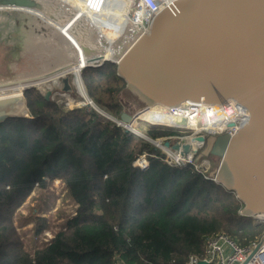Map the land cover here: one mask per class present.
<instances>
[{"label": "trees", "instance_id": "1", "mask_svg": "<svg viewBox=\"0 0 264 264\" xmlns=\"http://www.w3.org/2000/svg\"><path fill=\"white\" fill-rule=\"evenodd\" d=\"M81 75L113 119L125 108L118 100L124 91L145 105L126 91L114 63ZM23 95L29 116L0 122V264H186L204 255L207 235L223 232L246 245L264 229L239 213L242 204L221 184L193 164H168L159 147L116 121L84 107L65 110L36 87ZM147 135L169 140L179 133L150 128ZM141 154L145 167L134 165ZM55 180L72 209L51 238L23 247L15 209ZM29 223L34 236L53 226L36 214Z\"/></svg>", "mask_w": 264, "mask_h": 264}, {"label": "water", "instance_id": "2", "mask_svg": "<svg viewBox=\"0 0 264 264\" xmlns=\"http://www.w3.org/2000/svg\"><path fill=\"white\" fill-rule=\"evenodd\" d=\"M0 2L33 5L31 0ZM106 62L116 65L126 91L145 103L142 108H176L184 102L221 105L231 100L234 115L248 113L233 134L190 136L204 145L200 155L219 157L213 180L239 200L240 214L264 216V0H169L117 61ZM30 87L34 86L0 97V122L29 116L23 94ZM49 94L47 90L45 98ZM118 99L136 101L125 91ZM138 109L137 103L131 113ZM135 114L123 112L118 121L128 124ZM141 138L155 145L150 137ZM186 138L173 144L165 140L163 145L195 154L198 148Z\"/></svg>", "mask_w": 264, "mask_h": 264}, {"label": "rangeland", "instance_id": "3", "mask_svg": "<svg viewBox=\"0 0 264 264\" xmlns=\"http://www.w3.org/2000/svg\"><path fill=\"white\" fill-rule=\"evenodd\" d=\"M69 5V9L72 11L73 6L71 4ZM51 15L57 16L53 12H51ZM130 17H132L131 11ZM0 18H2L0 20V83L17 82L18 79H23L24 75L32 76V78L35 80H44L46 77L52 76L54 72H57L58 67L71 61V59L68 58V53L66 51H64L66 52L64 53V56H60L62 51L60 48L56 47L62 46L63 43L61 44V40L58 41L59 38L56 34L54 36L51 34L54 33L51 27L45 25V23L40 18L30 17L24 14L18 15L16 13L10 12L7 9L0 11ZM59 18L63 19L62 22L65 21V17L63 18L59 16L56 19L58 22L60 20ZM81 29L76 28L75 30L78 31L80 35H83L84 39L87 38V35L90 33L89 28L85 25L83 28L81 27ZM31 32L32 34H30ZM47 38L49 39L47 40ZM96 40L98 41L97 36H94L92 43L97 42ZM56 54H59L58 59L56 58ZM63 78H66V83L63 82ZM81 83L84 91L83 96H81L77 90L72 73H67L64 76L47 79V81H43L39 86H36L43 95L46 94L47 90H50L49 99L54 100L65 110L84 107L88 110H94L105 118L107 116L112 118V116L106 112L103 106L96 104L91 98H89L82 78ZM125 97L126 95H123L122 99ZM86 98H88L89 101L91 99L92 103H88ZM62 99L65 102H63ZM118 100L125 107L123 108L122 113L126 112L130 115H133L140 110L138 109L131 113V111L136 108L137 101L128 99L125 101L120 99ZM115 120L117 123L118 119L115 118ZM131 122L132 121L129 123ZM133 122L132 128L129 127V132L134 133L139 138L143 136L149 137L147 135V130L150 128L170 129L177 131L179 135H174L169 138V141L171 140V144L179 141L181 137L186 138L187 136L189 137L193 132H196L194 129L160 124L143 118H138ZM121 123H117V125L123 127V122ZM129 123L127 126H129ZM223 132L224 131L220 133ZM198 134L208 133L205 131H199ZM208 135H206V137ZM154 141H156L158 144H161L162 146L165 139L160 138ZM204 149V145L198 147L197 152L193 154L192 162L195 164L196 168H198V171L202 172V174H204V176L207 178L212 179L214 178V172L216 171L219 164V157L214 155H200L201 152L203 153ZM64 193L65 191L63 184L59 180H55L53 183H50L48 188L44 191H40L37 188L33 190L25 198L21 205L15 209L13 217L14 225L20 234L23 247L27 248L33 245H40L51 238V232L56 229L55 225L62 220V215H65L63 213L67 214L72 209V205L68 203L67 199H64ZM59 210H62L60 214ZM34 214L42 217H48L53 225L52 228L46 229L40 236H34L31 231L32 223L24 224L25 221ZM251 219L254 221L253 218ZM262 231L258 235H260Z\"/></svg>", "mask_w": 264, "mask_h": 264}, {"label": "bare ground", "instance_id": "4", "mask_svg": "<svg viewBox=\"0 0 264 264\" xmlns=\"http://www.w3.org/2000/svg\"><path fill=\"white\" fill-rule=\"evenodd\" d=\"M31 1L33 2L32 6H17L14 4H9V6L0 2V11L7 9L18 15L24 14L30 17L40 18L45 25L51 27L54 32L51 34L53 36L56 34L59 38L58 41L61 40V44L63 43L62 46L56 47L60 48L62 51L60 56H64V53L67 52L68 58L72 57L73 59L58 67L57 72H54L52 76L46 78L51 79L64 76L67 73H72L77 90L81 96L84 95V91L82 88V77L80 76V72L81 68L87 63H90L88 55L96 53L97 50L99 52L96 54L101 53L103 58L117 60V58L124 53L127 47L131 45L140 34V24L136 22L135 19L130 18L129 15L132 7V0ZM69 4L73 6L72 11L69 9ZM50 11L57 16L51 15ZM59 16L63 18L65 17V21L62 22L63 19L59 18L60 20L58 22L56 19ZM1 19L2 18H0V20ZM85 25L89 28L90 31H88L90 33L87 35V38L84 39L83 35H80L75 29H81V27L83 28ZM30 34H32V32ZM94 36H97L98 41L96 40L97 42L92 43ZM48 39L49 38H47V40ZM85 49L87 52H85ZM58 57L59 54H56L57 59ZM47 79L35 80L32 76L24 75L23 79H18V82L9 84L10 86L8 87L1 88L0 97L18 95L23 88L31 85L37 88L36 85L39 86L43 81H47ZM86 99L85 100L90 103L88 98ZM179 108V110L173 112L171 108L166 106H147L140 109L135 114V117L133 116L132 122L138 118H143L160 124L186 127L194 129L196 132L207 131L214 134L215 132L227 130L230 127V123L235 122L242 116V114L234 115V107L227 102L221 105L205 103L186 104V102H184ZM132 122L129 123L130 128L133 126ZM191 138L192 137L189 136L185 140L188 141L191 146L198 148L200 144L191 140Z\"/></svg>", "mask_w": 264, "mask_h": 264}, {"label": "built area", "instance_id": "5", "mask_svg": "<svg viewBox=\"0 0 264 264\" xmlns=\"http://www.w3.org/2000/svg\"><path fill=\"white\" fill-rule=\"evenodd\" d=\"M168 1L169 0H132V7L130 10L132 17L130 18L135 19L136 22L140 24V28H139L140 34L137 36V38L149 26L150 22L152 21L158 9L161 8ZM136 39L132 42V44L136 41ZM98 52L99 51L96 50V53ZM96 53H92L88 55V59L90 63H87L81 69H84L86 67H99L103 65L107 60H113V59L103 58L101 53L99 54ZM70 59L72 60L73 58L70 57ZM9 84H13V83H0V89L10 86ZM22 92L23 90H21V93ZM227 103L231 104L234 107V101L228 100ZM180 106L176 108H171V110L173 112L175 110H179ZM247 119H248V113H243L241 118L237 119L235 122H232L233 125H231L227 130H223L224 131L223 133L233 134L235 132L237 122ZM117 123L120 124L121 122L117 121ZM123 125H124L123 127H125L128 131H130V128L129 126H127V124L123 123ZM205 132L208 134H212L211 132H207V131ZM215 133L219 134L220 132H215ZM195 134H198V132H196ZM155 145L156 147L159 148L161 147L160 149L162 151L165 150L163 151L164 153L163 159L168 164L177 167L186 164H193L195 169H198L196 168L195 164L192 162L193 154L189 152L183 154L179 150H172L171 148L165 147L164 145L161 146V144H158L157 142H155ZM146 163H147L146 154H141L134 162V165L145 167ZM253 219H254L253 221L254 224L257 223L264 224V216L256 217ZM203 246H204V255L202 257H198L196 255H190L188 257L186 264H199L200 261H204L205 264H264V229L260 235H257V238L254 241L246 245H240L237 241L230 238L225 233L217 232L207 235L204 238ZM119 264H123V263H119Z\"/></svg>", "mask_w": 264, "mask_h": 264}]
</instances>
